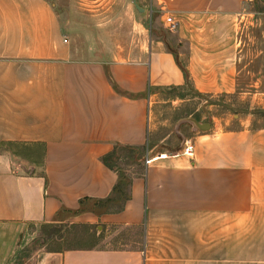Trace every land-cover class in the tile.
I'll use <instances>...</instances> for the list:
<instances>
[{"label": "crops", "instance_id": "1", "mask_svg": "<svg viewBox=\"0 0 264 264\" xmlns=\"http://www.w3.org/2000/svg\"><path fill=\"white\" fill-rule=\"evenodd\" d=\"M134 3L141 13L132 0L89 3L107 18L93 52L77 45L74 1L0 0V264L32 229L74 223L137 227L140 242L42 250L36 264H264V127H252L264 96V38H246L244 0ZM153 9L157 34L145 27ZM119 14L127 30L115 44ZM187 88L204 109L246 113L232 115L233 129L182 125L190 158L177 147L164 153L167 137L147 146L159 93ZM196 112L178 119L205 123ZM113 149L124 168L101 162ZM117 170L129 179L121 211L79 205L109 196Z\"/></svg>", "mask_w": 264, "mask_h": 264}, {"label": "rangeland", "instance_id": "2", "mask_svg": "<svg viewBox=\"0 0 264 264\" xmlns=\"http://www.w3.org/2000/svg\"><path fill=\"white\" fill-rule=\"evenodd\" d=\"M71 1H74L72 7L75 6L78 12L79 10L82 11L81 15L79 12V15L77 16H70L71 22H74L73 28L75 33L78 34L77 37H79L77 39V45L80 48L90 51L93 48V52H97L99 47H91L90 42H92L93 38L94 40L97 38L96 28L102 20H107L106 15H98L90 11L93 9H91L89 3L96 0ZM118 10H120V8ZM242 12L245 14L242 16V22H244L245 26L248 28L246 38L263 39L264 0H244ZM151 15V21L147 18L145 22V27H147L146 32H148V28L150 27H154L155 32L158 31L159 26L156 25L155 18L158 17L159 14L153 9ZM114 18L117 20L115 24L117 30L115 31L116 35L114 39V43L116 44L117 41L119 43L120 39L123 38V33L127 30V24L125 15H114ZM255 23L257 24L256 27L254 25ZM80 29L84 30L80 31ZM155 34H157V32ZM176 95L179 97H184L186 95V101H183L182 103L173 102L172 99H174ZM158 96L159 103L155 110V120L157 123L153 134H149L147 138V146H150L153 142H157L159 139L167 137L162 145V151H164V153L165 151H170L172 149H182L183 143L180 144L179 138L172 131L174 123L181 115L187 113L193 114L194 110H197L195 115H197L198 118H201L203 122L209 125L219 124V126L224 129H233L235 128V125H232V122L236 118L233 116L239 115L242 117L246 113L245 107V109H236L233 107L228 108L222 106L219 108L204 109V107L207 106V104L202 105V101L205 98L202 96H195V94H193L188 88L183 89L182 91L162 90ZM262 99V104L256 105L252 109V113L255 115L252 127H264V96ZM206 101L207 103L208 101L212 103V100ZM181 127L182 126L179 128ZM179 134L181 133L179 132ZM0 148H3V146H0ZM125 161L127 160L122 158L117 161L115 165L119 168H124L127 164ZM137 164L140 166V169L139 167L137 168L142 171L143 163ZM140 231L141 230L137 227H115L108 228L107 231L105 228H102L99 223L93 225L80 223H74L71 225L65 224L63 228L52 230L34 228L30 231L28 236H24L20 241L19 248H17L13 257H11L9 264H36L40 259L42 250H63L77 247H137V244L140 242ZM52 239L56 240V242L53 243Z\"/></svg>", "mask_w": 264, "mask_h": 264}, {"label": "trees", "instance_id": "3", "mask_svg": "<svg viewBox=\"0 0 264 264\" xmlns=\"http://www.w3.org/2000/svg\"><path fill=\"white\" fill-rule=\"evenodd\" d=\"M179 65V64H178ZM183 77L185 78L186 83V73L184 68L179 65ZM133 152V150L131 149ZM136 152V151H135ZM116 150L113 151L101 158V162L107 168L111 169L112 166L116 163ZM138 159V158H136ZM116 166V165H115ZM129 184V179L121 172L117 170V181L116 184L112 187L109 196L101 200H83L79 202V205L90 204V206L84 205L90 212L94 214L108 213V212H119L121 211L123 204L129 199L127 188Z\"/></svg>", "mask_w": 264, "mask_h": 264}, {"label": "water", "instance_id": "4", "mask_svg": "<svg viewBox=\"0 0 264 264\" xmlns=\"http://www.w3.org/2000/svg\"><path fill=\"white\" fill-rule=\"evenodd\" d=\"M132 4H133L134 8L137 10V12H140V13L142 12L141 9H138L136 7L134 0H132ZM182 125L188 126L189 129L191 130V132L206 133L207 131H209V128H210L209 124L198 122L195 119L190 118V117L180 118V119L176 120V122L173 125L172 131L179 138L180 144H182L184 141V137L181 134H179V132H178L179 127Z\"/></svg>", "mask_w": 264, "mask_h": 264}, {"label": "built area", "instance_id": "5", "mask_svg": "<svg viewBox=\"0 0 264 264\" xmlns=\"http://www.w3.org/2000/svg\"><path fill=\"white\" fill-rule=\"evenodd\" d=\"M163 21L165 24V28L168 32H173L176 29L177 23L170 16H165ZM180 154L187 157V158H190L192 156L193 146H192L190 141L185 140L183 142V146H182V149L180 151ZM147 162L148 161H145L146 164H147Z\"/></svg>", "mask_w": 264, "mask_h": 264}]
</instances>
